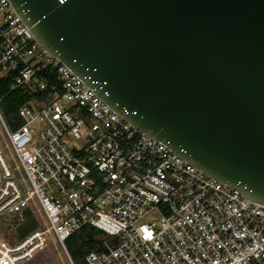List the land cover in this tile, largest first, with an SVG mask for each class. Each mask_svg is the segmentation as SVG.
Listing matches in <instances>:
<instances>
[{"label":"built area","instance_id":"1","mask_svg":"<svg viewBox=\"0 0 264 264\" xmlns=\"http://www.w3.org/2000/svg\"><path fill=\"white\" fill-rule=\"evenodd\" d=\"M0 78L28 98L14 130L0 111V222L28 209L39 220L15 244L0 234V264L35 261L47 234L74 264L65 241L84 227L112 239L84 264H264V205L132 126L41 47L8 0Z\"/></svg>","mask_w":264,"mask_h":264},{"label":"water","instance_id":"2","mask_svg":"<svg viewBox=\"0 0 264 264\" xmlns=\"http://www.w3.org/2000/svg\"><path fill=\"white\" fill-rule=\"evenodd\" d=\"M108 106L264 205V0H8Z\"/></svg>","mask_w":264,"mask_h":264},{"label":"trees","instance_id":"3","mask_svg":"<svg viewBox=\"0 0 264 264\" xmlns=\"http://www.w3.org/2000/svg\"><path fill=\"white\" fill-rule=\"evenodd\" d=\"M28 98L19 90L11 89L4 78H0V111L9 129L14 130L21 125L18 109ZM5 239L10 244L23 239L31 231L39 227V220L31 210H25L20 216L9 215L1 219ZM104 242L112 243L110 236L92 228L84 227L71 235L65 246L74 264H84V257L90 251L104 249Z\"/></svg>","mask_w":264,"mask_h":264},{"label":"rangeland","instance_id":"4","mask_svg":"<svg viewBox=\"0 0 264 264\" xmlns=\"http://www.w3.org/2000/svg\"><path fill=\"white\" fill-rule=\"evenodd\" d=\"M35 127L38 124H34ZM0 145H2V139L0 138ZM6 160L11 166L16 165V162L11 154L6 153ZM17 181L20 186L25 187V181L22 176L16 175ZM2 223L0 222V234L4 236V231L2 229ZM46 248L49 250H44L41 254L38 255L35 261H31L25 264H69L66 260L65 255H63L61 248L56 244L55 239L51 234L45 236Z\"/></svg>","mask_w":264,"mask_h":264},{"label":"bare ground","instance_id":"5","mask_svg":"<svg viewBox=\"0 0 264 264\" xmlns=\"http://www.w3.org/2000/svg\"><path fill=\"white\" fill-rule=\"evenodd\" d=\"M44 250H46V249H44ZM44 250H43V251H44ZM43 251H42V252H43ZM42 252H41V253H42ZM41 253H40V254H41Z\"/></svg>","mask_w":264,"mask_h":264}]
</instances>
